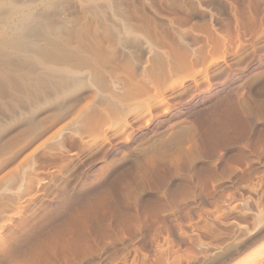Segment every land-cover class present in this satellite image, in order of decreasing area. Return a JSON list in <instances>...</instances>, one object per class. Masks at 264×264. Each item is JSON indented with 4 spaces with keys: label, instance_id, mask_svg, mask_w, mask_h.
<instances>
[{
    "label": "rangeland",
    "instance_id": "rangeland-1",
    "mask_svg": "<svg viewBox=\"0 0 264 264\" xmlns=\"http://www.w3.org/2000/svg\"><path fill=\"white\" fill-rule=\"evenodd\" d=\"M0 59V264H264V0H0Z\"/></svg>",
    "mask_w": 264,
    "mask_h": 264
},
{
    "label": "bare ground",
    "instance_id": "bare-ground-1",
    "mask_svg": "<svg viewBox=\"0 0 264 264\" xmlns=\"http://www.w3.org/2000/svg\"><path fill=\"white\" fill-rule=\"evenodd\" d=\"M20 10V9H19ZM29 12H30V9L28 8V9H22V10H20L18 13H16L17 14V16L16 15H14V16H16L15 17V19L13 20V22H11L12 23V25L8 28V29H6L7 30V34H6V36H8L7 38L9 39L10 38V40L11 39H13L17 34H19V29L23 26V24H24V21H26V19L28 18V15H29ZM13 19V18H12ZM12 21V20H11ZM5 38V37H4ZM4 40V43L5 44H7L10 40ZM1 42H3V41H1ZM52 42H54V41H52ZM52 42H50V43H52ZM56 43V42H55ZM55 43H54V46H55ZM4 44V45H5ZM57 44V43H56ZM49 45V44H48ZM52 45H53V43H52ZM51 44H50V46H52ZM39 47V49L41 48L40 46L41 45H38ZM42 46H44V45H42ZM47 46V45H46ZM45 46V48H41V51L45 54V56L44 55H42V54H38V56L42 59V60H44V62H45V60H47V58L49 59L50 57L52 58V56H55L54 55V52L51 50V47L49 48L48 46L46 47ZM61 46V45H60ZM21 47V45L19 46H17L16 47V49H17V51L20 49H22V48H20ZM23 47V46H22ZM26 47V46H25ZM35 48H36V45L34 46ZM55 47H57V46H55ZM54 47V48H55ZM19 48V49H18ZM34 48V49H35ZM60 48V47H59ZM59 48H57L58 50H60ZM37 49V48H36ZM19 50V51H20ZM16 51V50H15ZM18 51V52H19ZM61 51V50H60ZM57 52V51H56ZM55 52V53H56ZM59 52V51H58ZM67 52V51H66ZM9 54V53H8ZM46 54H49V56H47ZM59 54V53H58ZM10 55V54H9ZM50 55H52V56H50ZM12 56V55H11ZM17 56H18V54H17ZM38 56H36V57H38ZM13 57V56H12ZM38 57V58H39ZM2 58V57H1ZM6 58V57H5ZM19 58V57H18ZM3 59V58H2ZM58 59V58H57ZM7 60V59H6ZM5 60V61H6ZM17 60V59H16ZM42 60H40V61H42ZM51 60V59H50ZM50 60H47L46 61V63L47 62H49ZM54 61H55V58L53 59ZM0 61H1V59H0ZM4 60H2V62H3ZM18 61V60H17ZM16 61V62H17ZM54 61H53V63H52V61L50 62V63H52L51 65H53V66H48L49 67V69H48V71H44V72H46V75H49V73L53 70L54 71V69H55V65L54 64H56V63H54ZM9 62V61H8ZM13 62V61H12ZM19 62V61H18ZM5 64H7V63H5ZM19 64V63H18ZM22 64V66L24 65L23 63H21ZM9 65H11V64H9ZM46 65V64H45ZM57 65V64H56ZM2 66V65H1ZM13 66V65H12ZM16 66V65H15ZM1 68V67H0ZM58 68L59 67H57V72H58ZM3 69H5V68H3ZM11 69V68H10ZM60 69V68H59ZM64 69V68H63ZM66 69V68H65ZM65 69L63 70L64 71V73H66L65 72ZM6 70V69H5ZM23 70V69H22ZM22 70H20V71H22ZM51 70V71H50ZM4 71V70H3ZM7 71H8V69H7ZM14 71H15V69H14ZM19 71V72H20ZM24 71H25V69H24ZM60 71H62L61 69H60ZM62 71V72H63ZM5 72V71H4ZM10 72V71H9ZM12 72V71H11ZM27 72H28V70H27ZM31 72V71H30ZM61 72V73H62ZM15 73H17V72H15ZM68 73H69V71H68ZM3 74V73H2ZM36 74V73H35ZM52 74V73H51ZM55 74V73H54ZM17 75V74H16ZM42 75V74H41ZM57 75H61V74H57ZM72 75V74H71ZM0 76H1V73H0ZM32 76V75H31ZM33 76H34V74H33ZM32 76V77H33ZM45 76V75H44ZM50 76V75H49ZM38 77H39V75H38ZM35 78V77H33V79H31V78H29L28 76H26V75H22V74H20V76L18 77V79H17V77L15 78V76L13 77V75L12 76H8V74L7 75H5V77H3V82L5 83V84H7V85H9V87H10V85H11V87L12 86H17V87H21L22 88V86H27V85H35V86H37V88H39L40 90L39 91H41V89L44 87H42V83H40V78ZM53 77V76H52ZM59 77V76H58ZM69 74L67 75V73H66V75H61L60 77H59V79H60V81H61V83L62 84H64L65 82L67 83L68 81H69ZM73 77V76H72ZM46 78H48L47 79V81L49 80V77H47L46 76ZM54 78V77H53ZM52 78V79H53ZM71 78V77H70ZM1 79V78H0ZM52 79H50V81L52 80ZM59 79H58V82H59ZM1 80V81H2ZM55 80V79H54ZM54 80H52V81H54ZM46 81V80H45ZM57 81V80H56ZM51 83V82H50ZM0 84H2L1 82H0ZM58 84V83H57ZM1 86V85H0ZM9 87L7 86V88L9 89ZM13 88H15V87H13ZM36 88V87H35ZM3 89V88H2ZM8 89H7V91H8ZM15 89H17L18 90V88H15ZM31 89H32V86H31ZM19 90L21 91L22 89H20L19 88ZM2 91V90H1ZM9 91H11V90H9ZM15 91V90H14ZM22 91H24V89L22 90ZM31 91V90H30ZM17 92V91H16ZM27 92V91H26ZM10 93V92H9ZM4 94V93H3ZM22 94V93H21ZM24 94V93H23ZM7 95V94H6ZM249 101V100H248ZM246 99H244L243 98V100H242V105H243V107L246 109V110H249L250 111V109L252 108V106L250 105L251 103H249ZM257 109V108H256ZM253 110V109H252ZM188 126V125H187ZM191 130L192 129H188V127H185V126H183V125H178V127L174 130V133H172V135H170V137L167 139V140H164L163 139V136L161 137L160 135H159V137H157V138H154L152 141H150L148 144H146L145 146H143L141 149H142V152H143V154H144V156H145V160H146V162H147V164H151L155 159H156V157L157 156H159V155H161V154H167V152L168 151H175V150H178V151H182L183 149H184V144L186 143V142H188L189 140H190V138L192 137V132H191ZM186 145V144H185ZM185 150V149H184ZM189 151L191 152V150L189 149Z\"/></svg>",
    "mask_w": 264,
    "mask_h": 264
}]
</instances>
